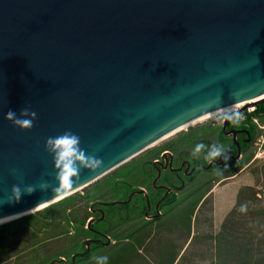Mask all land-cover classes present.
Segmentation results:
<instances>
[{"label": "water", "instance_id": "water-1", "mask_svg": "<svg viewBox=\"0 0 264 264\" xmlns=\"http://www.w3.org/2000/svg\"><path fill=\"white\" fill-rule=\"evenodd\" d=\"M262 101L264 0H0V218L84 189L204 115ZM23 108L37 116L21 130L5 113ZM66 130L102 166L9 203L14 184L55 185L44 144Z\"/></svg>", "mask_w": 264, "mask_h": 264}, {"label": "rangeland", "instance_id": "rangeland-1", "mask_svg": "<svg viewBox=\"0 0 264 264\" xmlns=\"http://www.w3.org/2000/svg\"><path fill=\"white\" fill-rule=\"evenodd\" d=\"M255 105H248L242 114L252 112ZM220 113L156 142L67 196L68 201L53 203L49 207L53 214L51 221L41 213L48 205L39 209V214L35 211L26 215L27 219H20L25 216L13 219L16 221L0 232V264H96L93 259L96 256H107V264H167L171 258L176 259L175 264H264V119L251 120L252 141L240 158L233 160L227 156L221 166L198 169L190 179L181 175L184 184L169 195L158 211L154 203L161 193L152 189V178L159 176L157 185L179 183L168 169L150 171V176L145 172L152 166L146 165L143 173L139 169L146 161H161L163 149L174 157L182 151L185 160L202 161L207 149L199 156L192 155L195 145L201 142L215 143L236 156L237 150L230 149L231 137L221 134ZM245 121L243 114L239 122ZM156 164L153 167L160 169L161 165ZM121 178L126 185L117 190L113 182ZM144 194L150 197L151 211L147 206L142 214L134 204L145 207ZM130 196L131 202L121 208L100 206L102 214L90 210L92 205L121 202ZM222 197L230 201L231 208L227 213L217 214L223 220L215 225L214 207ZM242 204H247L245 212L239 210ZM91 218L93 232L87 229ZM192 220H195L194 235L190 237ZM86 238H98L101 243H92L87 255L73 261L74 254L85 250Z\"/></svg>", "mask_w": 264, "mask_h": 264}, {"label": "clouds", "instance_id": "clouds-1", "mask_svg": "<svg viewBox=\"0 0 264 264\" xmlns=\"http://www.w3.org/2000/svg\"><path fill=\"white\" fill-rule=\"evenodd\" d=\"M37 113L29 108L20 110L19 115L13 110L5 113V119L11 121L14 126L21 130L31 128L36 119ZM243 114L236 110L234 105H227L220 113L218 119L221 122L228 121L233 124L238 123ZM45 150L52 157L53 170L55 172V185L47 181H41L39 184H26L23 188L19 184L11 187V193L6 198L9 203L19 202L23 194H32L37 188L41 192L48 191H68L75 185L79 179L81 172L85 169L95 170L102 166V160L97 156L89 154L81 147V140L76 133L66 130L55 136H49L45 140ZM204 158L211 161L218 157L224 156L227 159L225 150L222 146L215 143L205 145L203 142L197 143L192 151V155L199 156L202 150H205ZM12 174H16V170L12 169ZM0 201V203H3ZM241 212L247 210V204H242L239 209ZM10 217L0 218V222L8 220ZM96 264H107V256L93 257Z\"/></svg>", "mask_w": 264, "mask_h": 264}, {"label": "flooded vegetation", "instance_id": "flooded-vegetation-1", "mask_svg": "<svg viewBox=\"0 0 264 264\" xmlns=\"http://www.w3.org/2000/svg\"><path fill=\"white\" fill-rule=\"evenodd\" d=\"M226 130L227 131H230V130L239 131L236 134V141L238 142V144L240 142L249 144L252 141V136L250 135V138L248 139L247 135L242 131V130H244L243 128L228 126V121H227V125H226ZM242 134H243V136H242ZM230 137L233 140L232 136H230ZM234 144L236 145L235 142H234ZM239 146H240V144H239ZM236 150H237V146H236ZM240 150H241V148H240ZM225 152H229V151H225ZM160 155H161V159H162L161 161L155 160L154 162H151V163L146 161L144 163H146V165L152 166V168L149 169L150 171H155L156 170V172H157L159 170V172H160V170L162 171V170H167L168 169L170 171V173H172L176 177V180L178 181L179 184L178 185L170 184L169 186L159 185V184L157 185V182L159 180V176L156 177L155 179L152 178V181H151L152 189L153 190L155 189L154 191L161 193V195L158 196L156 202L154 203V208L155 209H156V205L157 204H158V207H160V205L163 204L168 199V197H169V195L171 193L179 190L180 186L184 184L183 177L186 178V179H190L192 177V175L195 173L196 170L203 169L207 165V164L205 165V164L199 163L197 161L185 160L181 156L182 155V151L178 152L176 157H174L170 153V151H168V150L161 152ZM226 156H229V155L226 154ZM229 157L232 158L231 156H229ZM232 159H234V158H232ZM224 160H225V158H224ZM217 161H220V160H217ZM156 163H159L161 165L160 169H158L156 167H153L154 165L157 166ZM165 166H166V168H165ZM169 167H171V168H169ZM193 168H195V169L193 170ZM143 193L144 192H142V194ZM144 195H145V204L148 206V210L151 211V200H150V197L147 196L146 194H144ZM124 202L125 201L117 202V205H121ZM112 203H114V202H112ZM112 203H107V204L99 203V204H96L98 206H95L92 209V212L102 214V210L100 209V206H105V205L111 206ZM156 211H158V208L156 209ZM146 216H148V214ZM149 218H151V217H149ZM86 241H88V243ZM86 241H85V246H84L85 250L84 251L89 250L92 243H101V242H99L98 238H87ZM84 251L76 253L77 256H74L75 259H76V257L82 256L84 254Z\"/></svg>", "mask_w": 264, "mask_h": 264}, {"label": "trees", "instance_id": "trees-1", "mask_svg": "<svg viewBox=\"0 0 264 264\" xmlns=\"http://www.w3.org/2000/svg\"><path fill=\"white\" fill-rule=\"evenodd\" d=\"M243 114H244V116H245V118H246V121L243 123V124H240V122H238V123H236V124H233V123H231V122H228V126H233V127H239V128H243L244 130H247L249 133H250V135L251 136H253V124L251 123V120L252 119H254V118H256V119H264V101H262V102H259V103H257L255 106H254V110L252 111V112H246V111H244L243 112ZM221 134H222V130H221ZM242 136H243V134H242ZM240 144V148H241V152L243 151V149H245L247 146H248V144H246V143H243V142H240L239 143ZM168 148H170V149H174V146H169ZM230 149H234L235 151H236V145L234 144V142H233V140H232V142H231V147H230ZM166 150H168V149H163L162 150V152L163 151H166ZM179 152H181V151H179ZM230 152H232L231 150H230ZM216 160H220V157H218V159H216ZM226 160V159H225ZM234 160V159H233ZM203 161H206V159H203L202 161L201 160H197V162H199V163H202V164H204L203 163ZM206 164H208V162L206 161V163H205V165ZM224 164V163H223ZM145 166H146V163H144V164H142L140 167H139V169H140V172L141 173H143V171H145ZM149 167V166H148ZM149 169V168H148ZM149 172H145V174H147V176H150L149 174H150V170H148ZM111 182H112V180H111ZM126 185V182L121 178V180H118V181H115V182H113V187L115 188V189H117V190H120L119 188H122V186H125ZM131 192H133V191H131ZM130 192V193H131ZM69 197V196H68ZM67 197H65V198H63L62 200H60V201H58V202H56L55 204H62V203H64V202H66V201H68V198L66 199ZM125 201L127 200V198L126 199H124ZM131 202V201H130ZM129 202V203H130ZM144 202H145V200H144ZM129 203H123V204H121V205H117V202H114V203H112V205L113 206H116V208H121L122 206H126V205H128ZM55 204H51V205H49V206H47L46 208H44L43 209V211L41 212L42 214H44L42 217H46V218H48V220L49 221H51L52 219H53V214H52V212H50L52 209H50V208H52L51 206H53V205H55ZM96 205V204H95ZM95 205H92L91 206V211H92V209L95 207ZM50 207V208H49ZM134 207L136 208V209H138L139 210V212L140 213H144V211L147 209V205L145 204V207H143V208H141L140 207V204H138V203H135L134 204ZM158 209H159V207H158ZM39 212L40 211H38V212H36V213H38L39 214ZM127 215L128 214H125V218H127ZM147 217V216H146ZM28 217L27 216H25L24 218L22 217V218H20V219H27ZM17 220V219H16ZM15 220V221H16ZM19 220V219H18ZM93 220V219H92ZM14 220H13V222H8V223H6V224H2V225H0V232L1 231H5L8 227H9V225L11 224V223H14L15 222ZM93 222V221H92ZM91 225L92 224H90L88 227H87V229L88 230H90L91 231ZM91 232H93V231H91ZM87 239V238H86ZM85 240V239H84ZM84 245H85V242H84ZM89 251L90 250H87V251H84V254L83 255H87L88 253H89ZM82 255V256H83ZM74 256H77L76 254H74ZM77 258V257H76ZM54 264H55V262H53ZM67 264V263H66Z\"/></svg>", "mask_w": 264, "mask_h": 264}, {"label": "crops", "instance_id": "crops-1", "mask_svg": "<svg viewBox=\"0 0 264 264\" xmlns=\"http://www.w3.org/2000/svg\"><path fill=\"white\" fill-rule=\"evenodd\" d=\"M229 191H232V190H229ZM223 199H225V197H222L220 202H216L215 203L214 212H213V214H214L213 222H214L215 225L221 224V222L223 220V216L222 217H219V216L217 217V214L222 215L224 213H227L228 210L231 208L230 201L229 200H223ZM193 224H195V220H192L190 222V225L192 226V228H190V230H189V236L190 237L194 235ZM189 236H187V237H189ZM175 262H176V259L171 258V259H169V263H167V264H175Z\"/></svg>", "mask_w": 264, "mask_h": 264}, {"label": "bare ground", "instance_id": "bare-ground-1", "mask_svg": "<svg viewBox=\"0 0 264 264\" xmlns=\"http://www.w3.org/2000/svg\"><path fill=\"white\" fill-rule=\"evenodd\" d=\"M243 104H245V103L236 104V105H234V106H235V108L237 109V108H239L240 106H243ZM222 110H223V109H222ZM222 110H219V111H216V112H213V113H210V114L204 115V116H202V117H200V118H198V119H196V120H194V121H192V122H190V123L184 125L183 127L179 128V129L176 130V131H179V130H181V129L184 130V128H186V127H188V126H190V125H193V124L196 123V122H200V121L206 120V119H208V118L214 116L215 114L222 112ZM237 110H238V109H237ZM176 131H173L172 133L166 135V136L163 137L161 140H163V139H165V138H167V137L173 135ZM159 141H160V140H159ZM159 141H158V142H159ZM65 197H67V196H65ZM65 197H63V198H65ZM63 198H59V199H57V200H55V201H51L50 203H47V204H45V205H43V206H41V207H39V208H37V209H35V210L29 211V212L24 213V214H22V215L12 216V217H10L8 220H6V221H4V222H8V221L13 220V219H18V218H20V217H22V216H26V215H28V214H30V213H32V212L38 211L39 209H43V208H44L45 206H47V205L49 206V205H51V204H53V203H56V202L62 200ZM4 222H0V224H1V223H4Z\"/></svg>", "mask_w": 264, "mask_h": 264}]
</instances>
